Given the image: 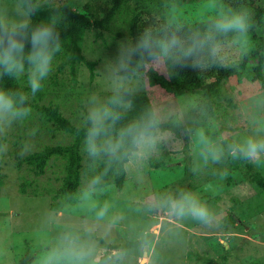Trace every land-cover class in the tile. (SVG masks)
Returning <instances> with one entry per match:
<instances>
[{"label": "rangeland", "instance_id": "rangeland-1", "mask_svg": "<svg viewBox=\"0 0 264 264\" xmlns=\"http://www.w3.org/2000/svg\"><path fill=\"white\" fill-rule=\"evenodd\" d=\"M39 1L57 5L67 3L78 12L85 10L87 3L95 10L104 5L102 0ZM258 1L264 6V0ZM16 5H20L19 0H0V14L14 18ZM222 7L226 8L223 0H169L166 8L169 23L180 26L215 18ZM257 32L264 37V18ZM247 40L246 53H250L254 41L248 33ZM129 44V38L118 37L115 31L104 32L102 39L97 38L93 30L89 31L82 47L87 60L97 61L95 77L92 79L89 67L81 64L75 85L69 84L68 70L58 74L59 84H51L50 75L57 69L54 64L46 79L48 94L41 103H58L65 117L75 124L83 123L89 98L93 95L107 98L112 92L113 66L122 49ZM224 48L232 57L239 56L231 40ZM243 58L244 55L236 63ZM256 64V58L251 55L247 67L239 69L225 83L228 95L236 104L235 108L228 107L230 115L227 117L222 112L214 114L206 110L202 106V95L174 96L150 87L143 71L132 93L140 97L142 104L149 100V110L156 109L169 117L177 114L192 130L189 152L193 167L200 147L196 129L203 128L214 140L234 141L252 133L256 127L264 128V89L260 81L253 80ZM154 66L165 73L164 65L154 63ZM166 134V141L152 156L144 160L129 159L122 189L114 183L99 186L102 190L97 192L95 201L98 204L108 201L112 205L111 212L120 216L113 225L107 220L97 221L92 211L80 207L79 201L66 205L61 211L51 209L48 191L61 185L63 160L52 159L41 175L34 174L27 164L18 165L17 154L25 156L45 145L67 144L71 136L48 131L37 115L11 123L0 119V136L6 138L0 149V264H19L25 256L31 257L30 264H35L57 237L68 230H78L84 235L90 230L100 259L108 248L98 238L111 244L129 243L131 251L125 264H246L264 259V190L250 184L239 168L224 159L202 166L192 179L195 193L218 197L217 203L208 204L216 214L211 225L192 217L176 218L153 206L157 193L178 189L184 179L185 141L171 132ZM165 151L171 157L168 164L153 166ZM254 165L264 175V160ZM89 179L87 174L82 175L79 192ZM23 183L26 193L21 191ZM35 189L42 195H33ZM137 232L148 234V242L143 246L132 239ZM226 252L228 255L224 259Z\"/></svg>", "mask_w": 264, "mask_h": 264}, {"label": "clouds", "instance_id": "clouds-1", "mask_svg": "<svg viewBox=\"0 0 264 264\" xmlns=\"http://www.w3.org/2000/svg\"><path fill=\"white\" fill-rule=\"evenodd\" d=\"M33 7L28 3L16 5L14 18L0 14V75L7 74L19 80L26 74L30 90L0 86V119L8 123L30 116L29 95L41 90L52 71L55 54L60 50L56 19L31 27L29 17ZM251 24L246 9L222 7L215 18L209 20L204 32L185 35L179 25L168 23L158 28H146L134 44L122 49L113 66L112 95L107 98L91 96L84 116V151L93 165L102 160L147 159L167 139L163 125L170 117L156 109L117 127L124 113L132 108L128 96L142 74L145 59L193 69L208 64L232 66L247 52V33ZM229 35L231 43L238 49V57H232L224 48L225 38ZM29 40L31 46L26 49ZM195 135L200 147L192 167L194 173L202 166L221 162L226 157L244 158L253 163L264 160V128L256 127L252 133L229 143L212 139L203 128L196 129ZM102 181V174L93 175L76 198L81 208L94 213L97 221L107 220L114 225L120 216L111 212L112 205L108 201L102 204L95 201L97 192L102 190L99 188ZM153 206L173 217H192L205 225H211L216 219L215 211L197 193L184 188L157 193ZM132 239L143 246L148 242V234L137 232ZM130 251L128 248L115 250L101 261L90 230L87 235L68 230L57 237L35 264H125Z\"/></svg>", "mask_w": 264, "mask_h": 264}, {"label": "trees", "instance_id": "trees-1", "mask_svg": "<svg viewBox=\"0 0 264 264\" xmlns=\"http://www.w3.org/2000/svg\"><path fill=\"white\" fill-rule=\"evenodd\" d=\"M94 1V0H92ZM226 8L234 10L246 9L249 11L252 21L248 31L254 41V46L250 53H245L240 63L228 67H220L208 64L200 69H193L190 66H173L170 63L164 64L165 73L154 66L149 60H144L143 72L147 78L150 87H157L162 91L174 96H181L189 93L202 95V106L214 114L222 112L224 117L230 115L228 107L235 108L236 104L228 95L225 89V83L235 75L239 69H245L250 56L256 58L257 64L254 66L253 80L260 81L264 89V37L257 32L262 27L264 18V6L258 0H223ZM104 5L98 10L92 9L89 3L82 12L70 8L67 3L62 5L40 2L39 0H19L22 6L25 3L34 5L31 9L30 26L34 27L41 23H47L53 18L56 19V31L60 39V50L55 54L54 64L57 67L56 73L50 75L51 84H59L58 74L65 70L69 72V84L77 83L79 66L86 64L90 69L91 78L95 77L97 61L87 60L82 47V41L89 31H94L97 38H104V32H113L122 37L130 39L134 44L149 27L158 28L161 25L169 23L167 4L169 0H102ZM209 20L197 21L193 23H184L180 25V30L185 35H192L206 30ZM231 40L229 35L225 38V43ZM224 43V44H225ZM30 40L26 49L30 48ZM139 59V57H137ZM54 66V65H53ZM47 81L36 94L29 95L28 103L31 105L30 115H37L48 131H60L71 136V141L67 144L45 145L40 150L28 153L25 156L16 155L18 165L21 167L27 164L31 171L36 175L44 174L49 162L52 159L63 160V176L61 185L57 189L49 190L51 196V209L61 211L68 204H76L79 200L76 198L79 193V187L82 182V175L87 174L91 178L95 174H102V185L114 183L117 188L122 189L126 180V163L129 159L125 158L119 161L102 160L95 165L88 158L84 151L85 123L75 124L70 118L65 117L61 111V106L55 102L41 103L48 94ZM64 81L61 82V85ZM0 86L12 90L30 91L27 87V76L25 74L21 79L0 75ZM112 92L108 93V97ZM128 98L132 101V108L127 110L117 127H120L129 121L138 119L151 107L149 100L142 104L137 94L131 93ZM87 110H84V115ZM165 132H171L178 137H183L185 141V166L184 179L179 188H184L195 192L192 179V161L189 152L190 131L188 126L181 118L174 114L170 116L163 125ZM216 138V135H212ZM216 140V139H215ZM219 140V139H218ZM223 143H229L233 140H219ZM6 138L0 136V149L5 144ZM171 157L165 151L160 159L153 162V166L161 167L168 164ZM231 166L239 168L243 177L255 185L259 190H264V175L258 170L253 162L247 159H233L226 157L224 159ZM2 183V179H0ZM30 184V183H27ZM178 188V189H179ZM22 193H26V184H22ZM33 195H42L40 191L33 190ZM200 196V195H199ZM200 198L209 205H214L218 197H208L206 195ZM153 210V208H152ZM107 248L106 254L101 257L103 261L112 250L128 248L127 244L106 243L104 239L98 238ZM228 253L223 255L227 258ZM31 257L25 256L19 264H30ZM246 264H264V259H254Z\"/></svg>", "mask_w": 264, "mask_h": 264}, {"label": "water", "instance_id": "water-1", "mask_svg": "<svg viewBox=\"0 0 264 264\" xmlns=\"http://www.w3.org/2000/svg\"><path fill=\"white\" fill-rule=\"evenodd\" d=\"M146 249H147V247H146ZM147 253H145V255H146Z\"/></svg>", "mask_w": 264, "mask_h": 264}]
</instances>
